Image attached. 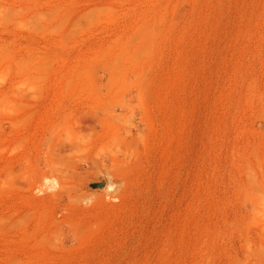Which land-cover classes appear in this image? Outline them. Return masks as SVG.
I'll list each match as a JSON object with an SVG mask.
<instances>
[{
  "label": "rangeland",
  "instance_id": "374dc122",
  "mask_svg": "<svg viewBox=\"0 0 264 264\" xmlns=\"http://www.w3.org/2000/svg\"><path fill=\"white\" fill-rule=\"evenodd\" d=\"M0 264H264V0H0Z\"/></svg>",
  "mask_w": 264,
  "mask_h": 264
},
{
  "label": "bare ground",
  "instance_id": "6f19581e",
  "mask_svg": "<svg viewBox=\"0 0 264 264\" xmlns=\"http://www.w3.org/2000/svg\"><path fill=\"white\" fill-rule=\"evenodd\" d=\"M129 127H130V126H129ZM126 128H128V127H126ZM130 128H132V127H130ZM127 130H129V129H127ZM130 131H131V130H130ZM132 131H133V130H132ZM132 131H131V132H132ZM128 132H129V131H128ZM128 132H127V133H128ZM129 134H130V133H129ZM130 135H131V134H130ZM131 138H132V137H131ZM131 138H130V139H131ZM128 142H129V141H128ZM78 145H79V144H78ZM81 147H82V146H81ZM102 184H103V182H102L101 184H100V183H98V184H96V183L93 184V183H92L91 186H97V185H100V186H101ZM109 185H110V184H109Z\"/></svg>",
  "mask_w": 264,
  "mask_h": 264
},
{
  "label": "water",
  "instance_id": "95a60500",
  "mask_svg": "<svg viewBox=\"0 0 264 264\" xmlns=\"http://www.w3.org/2000/svg\"><path fill=\"white\" fill-rule=\"evenodd\" d=\"M91 186V185H90Z\"/></svg>",
  "mask_w": 264,
  "mask_h": 264
}]
</instances>
